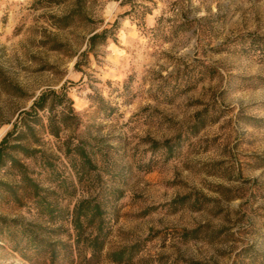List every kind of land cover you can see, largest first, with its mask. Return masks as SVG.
Wrapping results in <instances>:
<instances>
[{
    "label": "rangeland",
    "instance_id": "obj_1",
    "mask_svg": "<svg viewBox=\"0 0 264 264\" xmlns=\"http://www.w3.org/2000/svg\"><path fill=\"white\" fill-rule=\"evenodd\" d=\"M54 2L0 0V141L42 92L63 89L122 172L102 174L122 192L108 251L140 241L129 264H234L246 248L264 256V0H151L135 19L122 0ZM73 11L69 27L53 26ZM177 139L171 155L152 149ZM22 202L1 200L0 217L52 228ZM24 254L0 238V264H50Z\"/></svg>",
    "mask_w": 264,
    "mask_h": 264
},
{
    "label": "trees",
    "instance_id": "obj_2",
    "mask_svg": "<svg viewBox=\"0 0 264 264\" xmlns=\"http://www.w3.org/2000/svg\"><path fill=\"white\" fill-rule=\"evenodd\" d=\"M52 1L62 4L68 0ZM149 2L151 0H122L123 5L129 7L123 15L132 19L142 18L151 11L145 4ZM74 14L73 11L55 19L53 26L60 29L69 27ZM117 24L116 20L110 29L92 34L83 57L104 45L117 30ZM75 65L77 67L78 63ZM95 100L99 110L107 113L108 108L103 101ZM197 120L196 125L199 117ZM46 137L53 143L50 144ZM176 141L153 143L152 149H162L171 155L179 139ZM108 149L103 140L92 137L82 128L72 101L63 89L42 92L28 110L19 112L11 130L0 141V173L9 181L0 180V201L17 205H22L23 200L28 201L37 217L52 228L0 217V238L25 258L26 252L35 255L46 253L50 264L131 263L142 249L140 241L107 250L111 216L117 218L118 202L122 197L121 191L106 187L103 180L102 174H122L110 160ZM79 191H85L89 196L75 199ZM184 200L171 204L183 203ZM195 233H186L183 237H195ZM237 257L243 263L264 264V256L250 248L243 249ZM237 260L234 264L238 263Z\"/></svg>",
    "mask_w": 264,
    "mask_h": 264
}]
</instances>
